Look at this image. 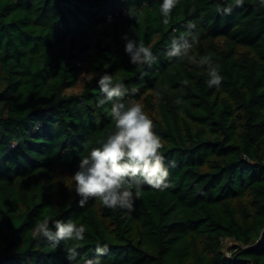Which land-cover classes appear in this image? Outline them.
<instances>
[{
  "label": "trees",
  "instance_id": "obj_1",
  "mask_svg": "<svg viewBox=\"0 0 264 264\" xmlns=\"http://www.w3.org/2000/svg\"><path fill=\"white\" fill-rule=\"evenodd\" d=\"M161 3L0 0V264H70L77 244L78 264L97 244L101 264H264V7L225 15L234 0H179L165 25ZM124 35L156 61L130 63ZM181 36L195 38V62L167 57ZM208 55L218 87L197 63ZM104 73L164 144L169 187L142 185L132 211L80 207L72 179L114 130L112 104L98 106ZM44 218L83 224L84 240L52 249L33 238Z\"/></svg>",
  "mask_w": 264,
  "mask_h": 264
},
{
  "label": "clouds",
  "instance_id": "obj_2",
  "mask_svg": "<svg viewBox=\"0 0 264 264\" xmlns=\"http://www.w3.org/2000/svg\"><path fill=\"white\" fill-rule=\"evenodd\" d=\"M178 3L179 0H162L160 13L165 25L169 23L171 13ZM259 3L264 7V0H259ZM243 5L244 0H234V3L227 6H218L217 11L228 15L233 7ZM186 27L191 30L196 26L189 22ZM122 39L126 42L125 52L130 55V63L151 66L156 61L151 49L142 42L130 39L127 35ZM194 40L193 37L190 42L187 36L173 38L166 53L167 57L177 60L190 59L195 62L196 58L189 55ZM197 63L201 67L207 66L208 86H220L223 78L212 57L202 56ZM97 83L103 93V98L98 100V106L112 104L110 114L114 121V130L99 142L100 146L92 148L89 154L80 160L78 169L72 176L75 192L80 197L78 205L84 207L90 199L95 198L108 208H125L132 211L134 194L139 197L142 185L146 184L158 190L169 187V171L161 153L164 144L142 104L132 100L123 102L122 98L129 90L122 82L114 84L113 77L104 73ZM136 91L135 88L131 89L133 94ZM85 232L83 224L78 226L72 220H56L50 226L49 218L37 221L32 230L34 239L42 238L52 249L58 248L61 242L83 241ZM78 247L79 244L66 247V258L70 264H78ZM95 251L97 258L86 259L84 264H101L98 257L107 253L108 245L97 244Z\"/></svg>",
  "mask_w": 264,
  "mask_h": 264
},
{
  "label": "rangeland",
  "instance_id": "obj_3",
  "mask_svg": "<svg viewBox=\"0 0 264 264\" xmlns=\"http://www.w3.org/2000/svg\"><path fill=\"white\" fill-rule=\"evenodd\" d=\"M228 244H231V242H228Z\"/></svg>",
  "mask_w": 264,
  "mask_h": 264
}]
</instances>
